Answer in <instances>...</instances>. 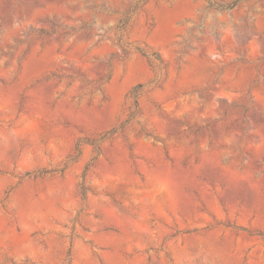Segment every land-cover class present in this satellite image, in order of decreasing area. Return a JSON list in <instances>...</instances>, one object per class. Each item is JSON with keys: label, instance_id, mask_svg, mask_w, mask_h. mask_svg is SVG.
<instances>
[{"label": "rangeland", "instance_id": "obj_1", "mask_svg": "<svg viewBox=\"0 0 264 264\" xmlns=\"http://www.w3.org/2000/svg\"><path fill=\"white\" fill-rule=\"evenodd\" d=\"M0 264H264V0H0Z\"/></svg>", "mask_w": 264, "mask_h": 264}]
</instances>
